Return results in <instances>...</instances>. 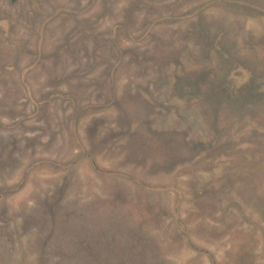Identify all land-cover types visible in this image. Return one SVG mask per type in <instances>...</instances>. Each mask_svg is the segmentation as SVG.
Here are the masks:
<instances>
[{"label":"rangeland","instance_id":"obj_1","mask_svg":"<svg viewBox=\"0 0 264 264\" xmlns=\"http://www.w3.org/2000/svg\"><path fill=\"white\" fill-rule=\"evenodd\" d=\"M0 264H264V0H0Z\"/></svg>","mask_w":264,"mask_h":264},{"label":"trees","instance_id":"obj_2","mask_svg":"<svg viewBox=\"0 0 264 264\" xmlns=\"http://www.w3.org/2000/svg\"><path fill=\"white\" fill-rule=\"evenodd\" d=\"M218 88L219 89L215 90V93L212 95H215L216 93H218L221 90L227 91L224 89V87L222 85H220V87H218ZM247 88L249 89V91H251L252 97L249 96L250 98L245 96L246 95L245 92H246ZM183 89L186 91H189V92H191L193 90H197V89L200 90V88L198 87V84L197 85H186ZM233 89H235V87H233ZM233 89H230V90H232V92L230 94H227V97H229V98H220L223 95V94H220V96L218 95L217 99H214L213 97H210V98L205 97L203 99V102L216 105V103L218 104V102L225 100V102L228 104H236V105H240L241 107H246L248 105H251L252 107L253 106L256 107V104L258 103V101H256V99L254 97L260 96V95H257V93H259L262 90L259 86H258V88H256V87H252V85H250V84H246L243 87H241L240 89H238L237 91L235 90L234 93H233Z\"/></svg>","mask_w":264,"mask_h":264},{"label":"flooded vegetation","instance_id":"obj_3","mask_svg":"<svg viewBox=\"0 0 264 264\" xmlns=\"http://www.w3.org/2000/svg\"><path fill=\"white\" fill-rule=\"evenodd\" d=\"M9 1L11 4H16L19 0H7Z\"/></svg>","mask_w":264,"mask_h":264}]
</instances>
